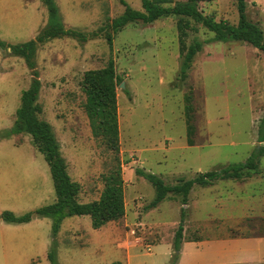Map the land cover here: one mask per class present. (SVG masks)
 <instances>
[{"label": "rangeland", "instance_id": "obj_1", "mask_svg": "<svg viewBox=\"0 0 264 264\" xmlns=\"http://www.w3.org/2000/svg\"><path fill=\"white\" fill-rule=\"evenodd\" d=\"M124 1L142 11L140 0ZM54 2L65 30L88 39L61 37L36 48L33 62L41 84L40 119L52 127L67 172L81 187L80 202L98 199L103 176L117 165L125 202V215L106 224L110 227L102 239L96 237L88 217L63 219L54 240L57 264H124L128 253L129 264H170L182 208L184 241H191L195 224L201 222L210 223L213 236L244 233V215L251 216L250 227H258L252 230L264 232V156L259 159L260 173L250 180L194 186L185 207L180 196L169 194L155 208L145 210L155 191L135 174L141 170L175 186L180 180L244 163L258 145L257 128L264 115V52L241 42H213L212 33L192 23L181 46L173 17L148 25L128 24L112 35L110 50L105 35L112 34L111 22L124 12L119 0ZM183 3L174 0L175 5ZM199 10L217 22L238 23L231 0L200 4ZM245 14L264 35V0L259 7L247 2ZM47 24L42 0H0V41L6 45L35 39ZM195 41L201 43V51L181 82L182 56ZM109 59L123 84L116 88L118 154L102 138L93 137L81 86L85 72L105 67ZM32 79L23 58L0 49V214L10 211L21 217L55 201L49 167L31 137L25 133L4 136L14 124L20 96ZM196 199L198 207L193 205ZM80 219L85 222L77 229V245L66 246L69 226ZM44 222L1 229L0 264H50L52 222ZM111 243L114 252L109 251ZM79 245L84 248L80 250ZM125 245L133 246L127 252ZM98 248L100 254H93ZM259 252L264 256V249Z\"/></svg>", "mask_w": 264, "mask_h": 264}, {"label": "trees", "instance_id": "obj_2", "mask_svg": "<svg viewBox=\"0 0 264 264\" xmlns=\"http://www.w3.org/2000/svg\"><path fill=\"white\" fill-rule=\"evenodd\" d=\"M140 1L142 11H135L124 0H119V3L124 7V12L111 22L109 27L112 34L105 35L110 50H112V35L120 32L128 24L148 25L162 18L173 17L176 18V28L181 46H183V38L192 28V23L212 33L214 35L213 42H241L264 52L262 29L246 18L245 10L249 0H231L235 3L238 12L236 25L226 21L217 22L213 16L203 14L199 10L200 4H209L216 0H185V3L180 5H175L174 0ZM42 2L48 11V24L35 39L13 47L0 41V49H9L11 55L23 58L33 76L29 89L23 91L20 96V106L16 111L14 124L4 136L25 133L31 137L35 149L44 157L49 167L55 191V202L21 217L5 211L0 214V223H28L33 216L50 219L53 241L47 259L50 264H57L54 240L63 219L71 216H89L92 228L97 230L107 223L120 220L125 215V202L123 181L119 165H117L113 172L103 176V190L99 198L90 203H81L79 201L81 187L77 182L72 181L67 172L66 162L61 156L60 146L52 127L40 119L41 108L37 100L41 84L38 73L34 70L33 62L36 48L49 40L61 37H70L81 42H86L88 39V36L81 33L65 30L54 0H42ZM93 36H97V34ZM201 48V43L195 41L188 46L183 54L179 69L181 82L186 80L193 58L201 51ZM121 81L115 71L113 60L109 59L105 67L85 72L81 84L85 95L84 112L92 135L95 138H102L107 147L115 154H118L119 150L116 88ZM256 143L258 145L254 152L244 163L227 165L218 170L198 174L193 179L180 180L179 184L175 186H167L157 176L136 170L135 174L145 179L155 191L154 200L146 206L145 210L155 208L167 199L169 194L180 196V204L185 207L188 195L194 186L204 188L212 186L217 181H244L260 173L259 159L264 156V115L257 128ZM184 221L185 210L182 208L178 227L173 237L170 264H177L179 259L183 242Z\"/></svg>", "mask_w": 264, "mask_h": 264}, {"label": "crops", "instance_id": "obj_3", "mask_svg": "<svg viewBox=\"0 0 264 264\" xmlns=\"http://www.w3.org/2000/svg\"><path fill=\"white\" fill-rule=\"evenodd\" d=\"M262 1L263 0H249L247 2L250 3V6L259 7ZM247 180H250V179H247ZM247 180H244V181H247ZM226 181H223V182H226ZM244 181H234V182H244ZM190 192L192 193V190ZM81 203H90V202H81ZM193 205L195 207H198L197 199L195 200V203L193 201ZM191 207H192V203H191ZM11 213L14 214L13 212ZM15 216L18 217L20 215L15 214ZM81 217H88L90 219L89 216H81ZM250 218L251 216L250 217H247L246 215L243 216L242 218V221L244 222L243 230L245 232L239 233L238 235H234V236H229V235L213 236V235H210V231H211L209 229L210 223L201 222V223L195 224V228H197V231L196 230L194 231L195 235L192 237L191 241H184L185 231L183 232V242L181 245V252L179 255V259H178L179 262H177V264H264V256L259 254L260 253L259 251L261 249H264V246H262L264 244V232L261 233V231L256 232L252 230L251 228L258 229V227L255 228V224H252L254 227H250L248 225L249 221L247 222V220ZM45 219L47 218L33 216L31 221L28 223L7 224V223L1 222L0 230L3 229L5 226L8 227V226L22 225L25 227H33L35 225H39L40 223H45L44 222ZM81 221L85 222L83 219H80L75 225L69 226V231L66 233L67 235L65 236V238H69L70 240L65 242L66 246H71L74 248V246L77 245L75 241H76L77 236L79 235V232L77 229H80L79 224L81 223ZM90 222H91V219H90ZM107 225H104L100 229L93 231L96 234V237H98L99 239H102L107 235L106 230L108 229V227H110V226L107 227ZM43 226L44 224H41L40 226H37V227L41 228ZM109 231H110V228H109ZM31 237L32 239H35L36 235L31 236ZM136 240L138 242L141 239L137 238ZM112 244L113 243H111L109 246L110 252L115 251V248L112 247ZM86 246H87L86 248L90 247V245H86ZM132 246L133 245L126 247L125 245L124 247H126L125 248L126 251L129 252V249ZM79 247H80L79 248L80 250L84 248L83 245H79ZM100 252L101 250L98 248L94 251L93 254L99 255ZM189 256H190V259H188ZM124 260H125L124 264L130 263L131 256L129 253L128 255L125 256ZM104 264H108V263H104ZM111 264H116V263H111Z\"/></svg>", "mask_w": 264, "mask_h": 264}, {"label": "water", "instance_id": "obj_4", "mask_svg": "<svg viewBox=\"0 0 264 264\" xmlns=\"http://www.w3.org/2000/svg\"><path fill=\"white\" fill-rule=\"evenodd\" d=\"M120 88H123V84H120V86H119Z\"/></svg>", "mask_w": 264, "mask_h": 264}]
</instances>
